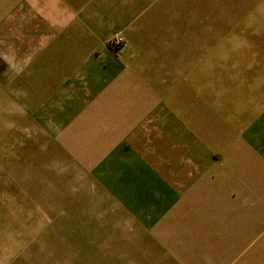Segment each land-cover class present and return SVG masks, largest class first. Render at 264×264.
I'll use <instances>...</instances> for the list:
<instances>
[{"label":"crops","instance_id":"1","mask_svg":"<svg viewBox=\"0 0 264 264\" xmlns=\"http://www.w3.org/2000/svg\"><path fill=\"white\" fill-rule=\"evenodd\" d=\"M166 2L169 1L0 0V62L3 64L0 88L7 90L5 93L12 97L13 103L19 105L16 107L19 115L14 111L15 117L33 120L29 127L39 134H58L66 128L68 136L73 137L69 139L71 144L80 146L79 150L87 147L83 159L92 157L115 163L128 160L134 145L151 143L152 137L154 143L161 142L187 153L189 161L196 164L189 167L187 191H169L156 182L145 165L138 167L141 171L145 169L141 177L152 178L164 194L155 205L163 216L157 230L166 231L163 239L173 244L171 253L182 264H264V113L252 107L257 104L264 107V75L253 74L249 84L258 90L248 97L241 95L242 87L237 82V86L235 82L231 84L229 87H236V91L225 96L217 111L215 99L209 97L211 115L215 122L220 120L217 122L220 131L203 133L204 144L199 141L204 139L200 137L203 135L191 127L194 123L184 120L181 113L177 116L169 111L163 100L154 104L140 101L137 110L143 115L137 121L130 115L131 120H127L124 128L114 125L113 113L117 115V111L106 113L117 110L112 94L121 83L129 85L130 79L139 80L147 70L156 69L163 76L159 87L165 84V72L174 73L176 67L181 68L179 44L178 51L175 46L165 51L148 41L157 40L160 30L157 22L150 24L149 8L166 7ZM190 2L191 23L195 25L199 21L206 25L230 24L238 25L233 32L264 33V0ZM169 3L170 7H176ZM146 9L144 18L140 15ZM117 36L126 41L118 55L109 47V42ZM210 45L214 46L213 40ZM205 52L203 47L194 56L204 59ZM188 65L191 70L196 67L192 63ZM197 70L191 78L199 84ZM173 73L168 72L169 77ZM128 104L131 109L132 103ZM25 114L31 118L20 117ZM93 119H99L103 128ZM153 125L155 129L151 128ZM102 134L105 138L99 141L96 135ZM248 138L254 143L248 142ZM198 156L204 157L201 165L197 163ZM204 193L211 197L208 203L211 222L207 238L201 241L195 229L193 202ZM187 199L191 202L193 220L189 223V246L181 237L187 226L181 208L186 206ZM168 209L172 211L167 213Z\"/></svg>","mask_w":264,"mask_h":264},{"label":"rangeland","instance_id":"2","mask_svg":"<svg viewBox=\"0 0 264 264\" xmlns=\"http://www.w3.org/2000/svg\"><path fill=\"white\" fill-rule=\"evenodd\" d=\"M167 1L176 7L166 2V7L149 8L150 24L157 22L160 30L157 40L148 41L165 51L173 50L174 46L178 51L179 44L181 68L176 67L174 73L165 72L163 86L157 87L163 76L156 69L147 70L139 80L130 79L129 85L121 83L112 94L117 110L106 113L117 111V115L113 113L114 125L124 128L131 120L130 115L133 121L143 115L137 110L140 101L154 104L163 100L169 111L177 116L181 113L184 120L194 123L191 127L198 134L220 131L217 127L220 120L215 122L212 118L208 99L213 96L217 111L225 96L236 91V87H229L234 82L242 87L241 95L248 97L252 92L255 95L258 89L249 81L253 74L264 75V38L237 37L264 36V33L233 32L238 25L230 24L206 25L199 21L195 25L191 23L190 0ZM147 10L140 16L145 18ZM125 46L126 42L113 52L118 55ZM203 47L206 57L194 56ZM187 63L196 67L191 70ZM196 69L199 84L191 78ZM168 72L174 76L169 77ZM5 92L8 93L0 88V264H182L171 253V241L163 239L166 231L157 230L163 216L155 205L164 194L152 178L141 177L145 169L141 171L138 167L145 165L156 182L169 191H187L189 167L196 165L189 161L187 153L161 142L154 143L152 137L151 143L134 145L128 160L115 163L92 157L83 159L87 147L79 150L80 146L71 144L69 139L73 137L68 136L66 128L58 134H39L29 127L33 120L15 117L19 115L16 110L19 105ZM256 106L253 109L264 113L262 104ZM20 117L31 118L29 114ZM93 120L103 128L99 119ZM96 136L99 141L105 138L104 134ZM200 137L204 138L199 139L204 144L205 136ZM168 143L172 144L171 139ZM213 154L217 159V153ZM203 158H198V165L203 164ZM250 189L253 191V187ZM210 200L204 193L193 202L195 229L201 241L210 230ZM181 209L187 225L181 237L189 246L191 202L187 199Z\"/></svg>","mask_w":264,"mask_h":264},{"label":"built area","instance_id":"3","mask_svg":"<svg viewBox=\"0 0 264 264\" xmlns=\"http://www.w3.org/2000/svg\"><path fill=\"white\" fill-rule=\"evenodd\" d=\"M125 39L122 36H117L112 41L109 42V47L112 49H120L125 45Z\"/></svg>","mask_w":264,"mask_h":264}]
</instances>
